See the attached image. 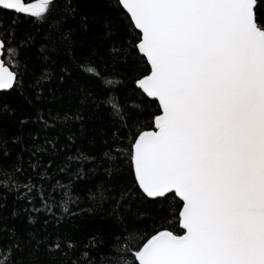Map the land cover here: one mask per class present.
Returning <instances> with one entry per match:
<instances>
[{
	"label": "trees",
	"instance_id": "obj_1",
	"mask_svg": "<svg viewBox=\"0 0 264 264\" xmlns=\"http://www.w3.org/2000/svg\"><path fill=\"white\" fill-rule=\"evenodd\" d=\"M72 6L57 0L42 22L0 9V34L17 50L6 65L18 74L0 92V250L10 264H114L133 260L141 236L182 233L178 198H146L134 179L133 134L160 112L134 84L150 69L132 47L139 32L116 0ZM256 12L264 24V0Z\"/></svg>",
	"mask_w": 264,
	"mask_h": 264
},
{
	"label": "snow or ice",
	"instance_id": "obj_2",
	"mask_svg": "<svg viewBox=\"0 0 264 264\" xmlns=\"http://www.w3.org/2000/svg\"><path fill=\"white\" fill-rule=\"evenodd\" d=\"M56 3L0 0V9L42 22ZM64 4L76 11L73 0ZM116 5L139 30L132 47L150 66L134 84L160 111L151 130L133 134L134 179L146 198L182 202L183 234L164 228L146 240L141 236L133 260L113 257L114 264H264V24L258 23V0ZM7 35L11 40V30ZM16 51L0 34V90L17 83V72L6 66ZM87 71L98 75L92 67ZM109 103L122 120L118 102ZM98 195L101 203L108 199ZM10 262L11 252L0 250V264Z\"/></svg>",
	"mask_w": 264,
	"mask_h": 264
},
{
	"label": "water",
	"instance_id": "obj_3",
	"mask_svg": "<svg viewBox=\"0 0 264 264\" xmlns=\"http://www.w3.org/2000/svg\"><path fill=\"white\" fill-rule=\"evenodd\" d=\"M10 11H14V10H10ZM125 12H126V10H125ZM138 32H139V30H137ZM7 66V65H6ZM149 68H150V66H149ZM11 70V69H10ZM150 70V69H149ZM8 90H10V89H8ZM8 90H0V92L1 91H8ZM142 91V90H141ZM146 95V94H145ZM149 98V97H148ZM149 99H151V100H153V98H149ZM158 103V102H157ZM158 114H160V112L158 113ZM157 114V115H158ZM132 162V161H131ZM132 168H133V165H132ZM151 199H153V198H151ZM156 199V198H155ZM182 203V202H181ZM181 207H182V205H181ZM180 210H181V208H180ZM182 230V229H181ZM181 234H183V230H182V233Z\"/></svg>",
	"mask_w": 264,
	"mask_h": 264
}]
</instances>
